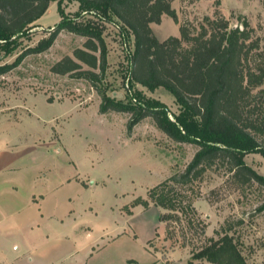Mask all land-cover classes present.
Instances as JSON below:
<instances>
[{"label": "rangeland", "instance_id": "rangeland-1", "mask_svg": "<svg viewBox=\"0 0 264 264\" xmlns=\"http://www.w3.org/2000/svg\"><path fill=\"white\" fill-rule=\"evenodd\" d=\"M60 7L66 19L100 26L104 70L79 62L76 72L57 75L50 71L56 61L74 58L75 50L84 49L86 37L67 30L59 31L48 48L30 50L49 38L61 20L57 1H51L23 35L13 37L16 45L12 51L0 54V66H7L0 74V136L8 134L13 139L16 162L26 165L30 177L49 179V184L71 176H78L82 185L92 180L87 189L64 185L55 196H49L57 206V216L67 220L71 210L69 217H74L79 227L89 226L93 233H111L124 225L125 218L148 219L143 227L154 222L156 233L147 247L159 260L170 263V254L176 250L191 258L192 246L200 244L199 226L187 224L179 212L177 218L160 221L167 210L152 202L148 207L133 206L132 202L137 197L147 198L149 188L182 172L198 146L174 141L150 116L128 131L130 113L99 111L101 96L126 103L136 93L164 104L170 120L180 115V105L164 87L150 91L131 80L129 83L134 36L116 17L110 15L108 21L95 17L76 0H64ZM171 9L175 19L163 14L158 22L150 23L159 41L179 36L183 22L196 26L203 16L218 9L232 27L246 21L264 53V0H172ZM244 161L264 176V156L248 153ZM192 192L186 191L192 203L188 208H194L198 218L207 223L205 234L215 237L214 230L232 224L229 233L239 239L247 263L264 264V211H255L264 201V189L256 184L240 187L227 172L213 167L194 183ZM65 197L71 200L67 203ZM185 206L186 199L178 208Z\"/></svg>", "mask_w": 264, "mask_h": 264}, {"label": "trees", "instance_id": "trees-1", "mask_svg": "<svg viewBox=\"0 0 264 264\" xmlns=\"http://www.w3.org/2000/svg\"><path fill=\"white\" fill-rule=\"evenodd\" d=\"M51 1H57L61 20L49 38L30 50L48 48L59 31L67 30L86 37L84 49L75 50L74 58L65 56L56 61L50 71L57 75L76 72L79 62L103 71L105 45L100 26L92 21L83 24L66 19L60 7L64 0H0V54L12 51L16 36L23 35L26 26L44 14ZM76 1L95 17L105 21L110 15L116 17L133 34L129 83L133 81L150 91L164 87L181 107L180 115L170 120L164 104L136 93L126 103L101 96L99 111L130 113L128 131L150 116L157 128L174 141L198 146L182 172L149 188L147 198L137 197L132 205L148 207L152 202L168 211L159 217L160 221L177 218L179 212L187 224L199 226L200 244L192 246L188 264L193 260L248 264L239 239L229 233L233 225L214 230L215 237L207 236V223L198 218L194 208H188L192 203L186 191L193 193L194 183L213 167L227 172L240 187L256 184L264 189V176L244 161L248 153L264 156V53L259 50L260 40L253 37V28L246 21L232 27L215 9L196 26L187 21L180 24L179 36L159 41L150 23L158 22L163 14L176 18L172 0ZM6 68L0 66V74ZM184 199L187 208H178ZM255 211H264V201Z\"/></svg>", "mask_w": 264, "mask_h": 264}, {"label": "crops", "instance_id": "crops-1", "mask_svg": "<svg viewBox=\"0 0 264 264\" xmlns=\"http://www.w3.org/2000/svg\"><path fill=\"white\" fill-rule=\"evenodd\" d=\"M13 149V139L1 135L0 264H188L190 255L181 251L171 252L170 263L150 251L147 242L155 236L156 224L143 227L148 219L125 218L124 225L111 233H93L89 226L79 227L69 217L71 210L67 220L57 216V206L49 196H55L64 185L87 189L92 180L82 185L78 176H71L49 184V179L30 177L26 165L16 162ZM70 200L66 198L67 203ZM77 229L83 232L76 234ZM193 264L213 263L193 260Z\"/></svg>", "mask_w": 264, "mask_h": 264}]
</instances>
